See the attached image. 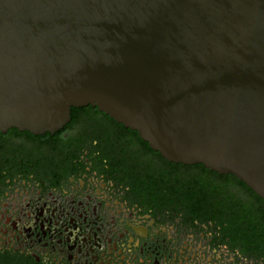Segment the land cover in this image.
<instances>
[{"label":"water","instance_id":"water-1","mask_svg":"<svg viewBox=\"0 0 264 264\" xmlns=\"http://www.w3.org/2000/svg\"><path fill=\"white\" fill-rule=\"evenodd\" d=\"M89 105L264 200V0H0V131Z\"/></svg>","mask_w":264,"mask_h":264},{"label":"flooded vegetation","instance_id":"flooded-vegetation-1","mask_svg":"<svg viewBox=\"0 0 264 264\" xmlns=\"http://www.w3.org/2000/svg\"><path fill=\"white\" fill-rule=\"evenodd\" d=\"M0 264H264V200L97 107L0 131Z\"/></svg>","mask_w":264,"mask_h":264},{"label":"trees","instance_id":"trees-1","mask_svg":"<svg viewBox=\"0 0 264 264\" xmlns=\"http://www.w3.org/2000/svg\"><path fill=\"white\" fill-rule=\"evenodd\" d=\"M219 174V173H218ZM230 176H233V175H230ZM234 178H236L235 176H233ZM237 179V178H236ZM239 180V179H238ZM240 181V180H239ZM240 182H242V181H240ZM243 183V182H242ZM245 186H246V184L245 183H243ZM247 187V186H246ZM248 188V187H247ZM250 189V188H249ZM251 190V189H250ZM261 198V197H260Z\"/></svg>","mask_w":264,"mask_h":264}]
</instances>
